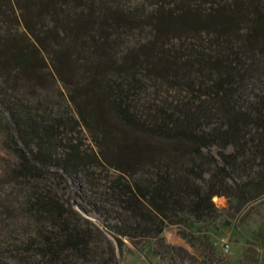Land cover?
I'll return each instance as SVG.
<instances>
[{
    "label": "trees",
    "instance_id": "16d2710c",
    "mask_svg": "<svg viewBox=\"0 0 264 264\" xmlns=\"http://www.w3.org/2000/svg\"><path fill=\"white\" fill-rule=\"evenodd\" d=\"M147 1L0 0L14 160L0 176V264L115 261L54 179L77 186L120 249L127 239L165 264H258L213 237L244 236L264 202V0ZM170 225L191 250L167 242Z\"/></svg>",
    "mask_w": 264,
    "mask_h": 264
},
{
    "label": "rangeland",
    "instance_id": "374dc122",
    "mask_svg": "<svg viewBox=\"0 0 264 264\" xmlns=\"http://www.w3.org/2000/svg\"><path fill=\"white\" fill-rule=\"evenodd\" d=\"M141 1V0H139ZM147 1V0H146ZM148 2V1H147ZM7 137L5 134L3 122L0 119V176L5 175L10 171L13 165V158L9 155L8 149L6 148ZM52 182L53 186H56L59 192H63L66 197L69 198L73 207L90 222L103 229L107 236L113 241L115 246V261L109 264H165L158 257L146 258L129 240L124 239L125 244L122 249L119 248L114 237L110 234L108 230L105 229L102 219L94 212L87 210L84 204L80 200V192L77 186L73 182L65 183L62 180L54 179ZM218 207H224L226 201L224 198H214ZM86 209V210H85ZM238 218L234 220L236 224ZM264 223V202L257 207V210L248 215L245 220V224L241 225L242 233L244 236L237 235L233 230L225 228L222 230L218 236L213 237L215 244L222 253H224L229 259L236 260L243 258L246 253H253L255 251L256 257L258 259V264H264V227H260L259 224ZM248 225L249 228H244ZM180 228L175 225H170L165 230V238L167 242L173 245H181L188 250H191L189 244L181 237ZM224 232V233H223ZM258 236L263 244V247L253 246V244H248V238L252 239L253 236ZM259 234V235H258ZM246 240V241H245ZM226 245L228 247H226Z\"/></svg>",
    "mask_w": 264,
    "mask_h": 264
},
{
    "label": "built area",
    "instance_id": "2783aa9c",
    "mask_svg": "<svg viewBox=\"0 0 264 264\" xmlns=\"http://www.w3.org/2000/svg\"><path fill=\"white\" fill-rule=\"evenodd\" d=\"M226 247H228V246L226 245Z\"/></svg>",
    "mask_w": 264,
    "mask_h": 264
}]
</instances>
